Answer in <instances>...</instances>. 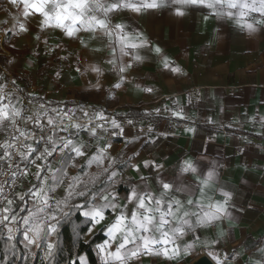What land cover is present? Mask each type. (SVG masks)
<instances>
[{
  "label": "crops",
  "instance_id": "crops-1",
  "mask_svg": "<svg viewBox=\"0 0 264 264\" xmlns=\"http://www.w3.org/2000/svg\"><path fill=\"white\" fill-rule=\"evenodd\" d=\"M173 7L140 13L122 9L111 15L113 24L123 23L129 33L142 34L148 41L145 47L128 50L141 56L142 61L134 63L123 74L125 79L116 89L113 85L120 82V74L107 63L110 55L107 38H94L92 33L83 31L77 34L79 39L68 38L54 27L41 31V17H24L22 9L10 0H0V44L7 55L10 51L3 46L4 40L23 52L11 55L5 69L10 77L21 75L28 85L40 86L41 95L44 89L57 86L62 87L60 93H67L65 99L59 98L60 93L48 98L60 101L87 96L96 111L121 112L117 120L124 127V134L101 133L104 140L98 142L101 146L105 140L111 143L109 155L117 159L116 168L124 173L117 177L120 183L116 186L121 204L126 202L124 197L132 185L145 186L141 177L155 192L158 187L153 182L155 175L194 179L191 174L180 173L186 160L193 161L205 174L216 167L218 182L207 195L213 202L222 201L218 189L231 191L233 199L229 211L234 219L225 220L214 228L197 229L195 235L200 239L195 241L194 251L182 261L144 257V264H191L201 253H208L204 242L216 239L222 230L227 235L212 249L217 255L228 254V264H258L260 250L264 249V126L261 124L264 118V26L250 35L235 19H217L210 9H188L180 17L174 14ZM257 15L246 19L252 22ZM17 21L25 23L29 30L13 31ZM155 47L181 71L174 73L165 69ZM97 48L101 51L94 52ZM116 56H120L118 49ZM123 60L131 62V55ZM119 63L117 59V65ZM92 64L98 65L103 75L92 72ZM97 84L98 90L94 87ZM144 88H151L152 92H145ZM129 106H140L152 115L134 120V126L128 125L122 117ZM180 108L184 119L171 117L165 110ZM209 119L214 123H208ZM148 128H152V132H148ZM186 128L196 131L187 132ZM96 147L97 141H91L89 152ZM129 157L133 159L129 161ZM145 160L163 167L145 168ZM133 163L139 166V172L131 167ZM108 218L112 219L110 213ZM100 230L105 238L98 244L103 243L107 239L103 225H97L92 232L87 229L84 241ZM193 236L191 232L186 233L180 243H193ZM232 256L235 259H231ZM79 257L84 258L85 264H100V260L91 263L86 253Z\"/></svg>",
  "mask_w": 264,
  "mask_h": 264
},
{
  "label": "snow or ice",
  "instance_id": "snow-or-ice-1",
  "mask_svg": "<svg viewBox=\"0 0 264 264\" xmlns=\"http://www.w3.org/2000/svg\"><path fill=\"white\" fill-rule=\"evenodd\" d=\"M22 9L24 17H41L39 28H59L68 38L79 39L80 32H89L94 38H107L110 55L107 63L120 74V82L113 85L119 89L124 73L134 63L142 61L139 55L128 50L147 46L148 41L142 34L129 33L123 23L113 24L111 15L122 9L135 13L157 10L174 6V14L183 17L188 9L207 8L217 19H235L250 35L264 26V0H10ZM258 14L248 22L247 17ZM207 19V16L204 17ZM27 32L29 27L17 21L13 31ZM39 40V36L36 37ZM84 44V41H80ZM45 43H47L45 41ZM87 48V45L84 44ZM117 49L120 56H116ZM100 52L101 49H93ZM157 55L161 49L155 47ZM131 55V62L123 57ZM63 59V57H62ZM117 59L120 60L117 65ZM163 67L179 73V67L172 66L166 56L161 55ZM90 70L98 76L102 69L95 64ZM80 71V69H77ZM60 73L57 72V76ZM3 79V78H0ZM15 84V81H12ZM97 90L99 84L94 86ZM7 85L0 83V133L6 139L0 141V176L8 175L9 180L0 181V240L4 241V253L0 264H15L17 244H22L26 264L31 257L35 259L37 250L43 253L41 264H55L59 249V226L62 221L79 213L90 224L88 232L97 225H103L107 239L98 244L97 254L100 264H144V257H162L166 262H179L194 251L197 229L214 228L225 220L234 218L229 211L233 193L223 187L218 191L222 201H212L207 191L218 182L219 173L213 167L207 173L198 170L193 161L183 162L180 173L191 174L193 180L182 176L169 178L155 175L158 185L155 192L147 187L144 177L140 184L132 185L124 197V204L116 186L119 171L115 157H110L111 143L104 140V134L123 135L124 127L115 117H108L102 111L90 113L81 105L74 108H51L40 98L29 94V103L36 100L38 106L29 110L18 96L6 91ZM152 92L151 88L142 89ZM22 91V90H18ZM176 103V102H174ZM191 103V99H189ZM171 117L184 119L183 109H165ZM157 113L160 109L155 110ZM145 112L144 116H151ZM87 118V123H80ZM255 119V118H253ZM208 123H214L211 119ZM134 126V119H126ZM264 126V118H261ZM108 125V126H106ZM231 127V125H229ZM185 131L195 133L196 129ZM152 132V128H148ZM81 133L87 134L89 141L80 139ZM264 134V133H262ZM97 141V147L89 152V143ZM134 155H139L134 153ZM85 164L78 167V161ZM133 157H129L131 161ZM127 164V161L125 162ZM99 168L98 172L84 169ZM145 168L159 169L163 166L145 160ZM35 168V172L31 169ZM131 167L139 172L137 164ZM76 169V174L72 170ZM102 185V186H101ZM20 189V190H17ZM197 193L198 198H197ZM208 202L205 203L204 201ZM109 213L112 219L108 218ZM194 218V219H193ZM194 234L193 243H180L186 233ZM79 234V233H78ZM227 235L223 230L216 239L204 242L215 264H228V254L217 255L214 249ZM21 236V240L17 237ZM264 264V249L260 250ZM231 259H235L234 256ZM70 264H85L83 257H77ZM155 264V262H153Z\"/></svg>",
  "mask_w": 264,
  "mask_h": 264
},
{
  "label": "trees",
  "instance_id": "trees-1",
  "mask_svg": "<svg viewBox=\"0 0 264 264\" xmlns=\"http://www.w3.org/2000/svg\"><path fill=\"white\" fill-rule=\"evenodd\" d=\"M3 46L10 51V55H7L3 47L0 44V83L10 85L15 94L21 100L26 99V97L31 94L33 97H39L40 100L44 103H47L51 106H60L64 108H74L76 105L84 106L86 101H89L87 96H81L80 98L77 96L73 99H66L57 101L55 99H51L48 97H44L40 93H32L29 90V84L26 82V78L21 75H13L10 77L9 73H2V69L6 68L8 61L11 55H21L23 52L11 47L6 40H4ZM15 81V84L12 83ZM22 90V91H18ZM37 102L36 100H31ZM90 102V101H89ZM147 112L140 106H129L127 111L123 114V119L133 118L134 120H142L145 118H149L144 116V113ZM119 112H115L116 117H120ZM85 133H81L83 135ZM6 138V137H5ZM85 162V161H84ZM85 164V163H84ZM102 186V185H101ZM129 186V184H128ZM128 188V187H127ZM90 224L85 221V218L79 213L72 215L68 220L62 221L59 226V249L57 251L55 264H70V261L73 259H77L82 253H86L91 263H98L100 258L97 254V244L104 240L105 235L103 234V230H100L97 234L92 236L88 241H84L83 235L89 228ZM79 233V234H78ZM22 237L18 236L17 240H21ZM4 253V241L0 240V256ZM24 249L22 244H17L16 255L17 259L15 260V264H26L24 257ZM43 257V253L39 250L36 252L35 259L29 257L27 264H41V260Z\"/></svg>",
  "mask_w": 264,
  "mask_h": 264
},
{
  "label": "built area",
  "instance_id": "built-area-1",
  "mask_svg": "<svg viewBox=\"0 0 264 264\" xmlns=\"http://www.w3.org/2000/svg\"><path fill=\"white\" fill-rule=\"evenodd\" d=\"M6 71H7L6 69H4V68L2 69V73H6ZM61 88L62 87H60V86L52 87V88H46L41 93L43 94L44 97H50L54 94H59L61 91ZM29 90L32 93H40V91L37 90L36 85H34V84L29 86ZM23 101L25 104H28L29 110H34L38 106L37 102L31 101V103H29L28 99H24ZM45 104L50 107L49 104H47V103H45ZM83 107L86 108L90 113H92L94 110L96 111V107L93 104H91L89 101H86ZM105 115L108 117H115L116 119L118 118V117H116L114 111H109ZM80 123H87V118H82L80 120ZM80 139L82 141H89V137L87 136V134L81 135ZM31 171L35 172V168L33 167L31 169ZM123 175H124V173L122 171H120L119 176L122 177ZM9 179H10V177L8 175L0 176V181L9 180ZM17 190H19V189H17Z\"/></svg>",
  "mask_w": 264,
  "mask_h": 264
},
{
  "label": "rangeland",
  "instance_id": "rangeland-1",
  "mask_svg": "<svg viewBox=\"0 0 264 264\" xmlns=\"http://www.w3.org/2000/svg\"><path fill=\"white\" fill-rule=\"evenodd\" d=\"M35 85V84H34ZM36 88H37V90H39L40 89V86H37L36 85ZM6 91L8 92V93H10V94H13L14 96H18L17 94H15V91H14V89L10 86V85H7V88H6ZM66 96H67V93L66 92H63L62 91V93H60L59 94V98H66ZM5 139V135L4 134H2V133H0V141H3ZM86 142V141H85ZM88 142V141H87ZM101 141H99V143H100ZM85 159H81V160H79L78 161V167L80 166V165H83L85 162ZM85 171H90V172H98V171H100V169L99 168H92V169H84ZM72 174L73 175H75L76 174V169H73L72 170ZM20 190V189H19Z\"/></svg>",
  "mask_w": 264,
  "mask_h": 264
},
{
  "label": "water",
  "instance_id": "water-1",
  "mask_svg": "<svg viewBox=\"0 0 264 264\" xmlns=\"http://www.w3.org/2000/svg\"><path fill=\"white\" fill-rule=\"evenodd\" d=\"M191 264H215V261L212 260L207 253L203 252L196 259H194Z\"/></svg>",
  "mask_w": 264,
  "mask_h": 264
}]
</instances>
